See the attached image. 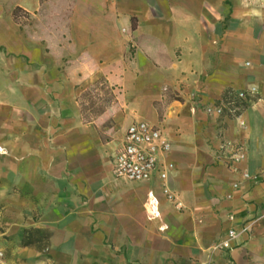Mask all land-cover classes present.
Instances as JSON below:
<instances>
[{"label": "crops", "instance_id": "0c3cea01", "mask_svg": "<svg viewBox=\"0 0 264 264\" xmlns=\"http://www.w3.org/2000/svg\"><path fill=\"white\" fill-rule=\"evenodd\" d=\"M96 80L132 114L123 131L80 99ZM136 119L170 142L181 210L156 173L113 174ZM263 168L264 0H0L3 251L38 228L57 264H264Z\"/></svg>", "mask_w": 264, "mask_h": 264}, {"label": "built area", "instance_id": "2783aa9c", "mask_svg": "<svg viewBox=\"0 0 264 264\" xmlns=\"http://www.w3.org/2000/svg\"><path fill=\"white\" fill-rule=\"evenodd\" d=\"M254 89L249 92L240 90L236 96L244 98L247 94H252ZM204 111L208 115H221L224 111V104H206ZM170 151V142L163 135L161 129L145 120L136 119L131 121L123 134L121 144L116 148L113 154V174L116 178L127 181H145L149 180L153 174H157L160 180V186L165 198L176 208L181 210L183 202L178 195L171 189L168 183L170 170L174 168V163L164 159V156ZM242 156L239 148H234L231 158L237 160ZM264 172V168L262 169ZM244 179H249L251 174L247 171L242 172ZM234 183L233 186H237ZM261 218L264 215L260 216ZM245 225L239 231L246 230ZM238 230L229 229L226 237L217 243L219 248H229L230 242L238 235ZM4 256V251L0 249V260Z\"/></svg>", "mask_w": 264, "mask_h": 264}, {"label": "rangeland", "instance_id": "374dc122", "mask_svg": "<svg viewBox=\"0 0 264 264\" xmlns=\"http://www.w3.org/2000/svg\"><path fill=\"white\" fill-rule=\"evenodd\" d=\"M80 99L85 106L90 107L91 116L96 117L104 112H108V118L106 123L114 133L123 131L125 122L128 121L129 114L125 111V106L121 105L116 98V93L113 91V87L110 86L104 80H96L89 85L80 96ZM124 103V102H122ZM127 120V121H126ZM22 246L21 240H14L13 246ZM11 248H5L4 256L0 260V264H48L50 257L47 252L38 255L20 254L12 252Z\"/></svg>", "mask_w": 264, "mask_h": 264}, {"label": "trees", "instance_id": "16d2710c", "mask_svg": "<svg viewBox=\"0 0 264 264\" xmlns=\"http://www.w3.org/2000/svg\"><path fill=\"white\" fill-rule=\"evenodd\" d=\"M228 99V97H224ZM177 99V98H176ZM248 100L242 99L240 102H236L235 105H239L240 107L246 105ZM48 237L49 232L47 230H42L38 228H29L24 231L23 237L21 239L22 246H32L35 245L40 250L44 252L48 249ZM48 264H57V263H48Z\"/></svg>", "mask_w": 264, "mask_h": 264}]
</instances>
